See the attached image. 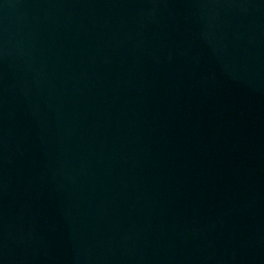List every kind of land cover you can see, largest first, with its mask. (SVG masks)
Instances as JSON below:
<instances>
[{
	"label": "water",
	"instance_id": "1",
	"mask_svg": "<svg viewBox=\"0 0 264 264\" xmlns=\"http://www.w3.org/2000/svg\"><path fill=\"white\" fill-rule=\"evenodd\" d=\"M0 264H264V0H0Z\"/></svg>",
	"mask_w": 264,
	"mask_h": 264
}]
</instances>
